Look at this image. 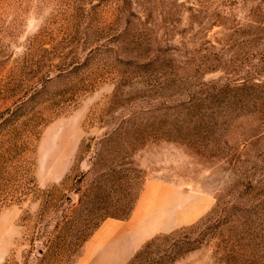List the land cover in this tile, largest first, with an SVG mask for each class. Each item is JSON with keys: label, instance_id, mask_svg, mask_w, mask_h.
<instances>
[{"label": "rangeland", "instance_id": "rangeland-1", "mask_svg": "<svg viewBox=\"0 0 264 264\" xmlns=\"http://www.w3.org/2000/svg\"><path fill=\"white\" fill-rule=\"evenodd\" d=\"M246 79L264 85V0H0V128L32 108L22 174L49 191L1 208L0 264H57L41 259L69 218L124 219L149 179L214 199L173 230L231 190L259 206L245 242L241 225L206 242L218 212L174 259L161 241L128 264H264V105L237 102Z\"/></svg>", "mask_w": 264, "mask_h": 264}, {"label": "trees", "instance_id": "trees-1", "mask_svg": "<svg viewBox=\"0 0 264 264\" xmlns=\"http://www.w3.org/2000/svg\"><path fill=\"white\" fill-rule=\"evenodd\" d=\"M229 86L230 84H227L225 88ZM233 89H235V93L241 96L236 97L237 102L243 101V98L245 97H249L251 100L248 103L250 109L252 107V109L254 108L257 110V108L260 109L263 107L264 85L255 84L251 80L246 79L244 81H240L239 84L234 83ZM31 111L32 108H23L22 111L16 113L12 122L7 124L2 129L0 128V210L9 201H12V199L21 198L18 196H27L33 193L38 197L40 194H43L44 196L49 192L48 190L41 189L37 185L33 175L32 178H29L28 175L25 176L22 174L25 171V150H28L31 146H28V142L24 140V129L20 128L21 126H24V121H22L21 124H19V122L20 120L26 118L31 113ZM262 114L264 115V111H262ZM208 118L210 119L211 117L208 116ZM203 121L207 123L210 122V120H204V118ZM261 125L264 126V122ZM118 130L119 129H115L113 132H107L101 141L106 139L112 140V137L118 132ZM32 132L36 134V136H39L38 128L37 130H32ZM260 134V132L256 133L255 137H258ZM249 139H245L244 141L247 142ZM22 179H25L26 181L23 183ZM226 194L227 197H229V200L219 198L216 207L208 216L189 227H181L169 233H159L155 235L142 245V247L134 255L133 259L138 258L144 252L150 251L154 244L161 241H167V249H164L163 252L167 254L168 260L169 256L171 259H174L173 257L179 254V250L175 248L180 244V248L184 246V243H186L187 240H190V234H199V237L203 233L201 225L206 222L214 221L218 212H222L220 218L222 216L224 217L221 219V221H219L220 223L217 226L213 227L212 234L206 238V242H210L211 237H214L217 233V229L219 230L220 228L221 231L236 225H241V227H243V229L240 231L239 237L241 243L245 242V228L248 221L250 220L249 212H251L254 208H257L259 204H256V206L253 208L246 206V202H243L241 198V196H244L245 194L240 191L237 192L235 190H231ZM238 212H245L243 218L237 216ZM131 213L132 211L130 212L129 216L125 217L124 219L129 218ZM105 219V217L101 216H81L80 218H75V220L74 218H69V220L66 222V225L60 229L59 233L64 236L63 244L59 243V236L57 237V241L54 242V240H52L48 246L47 253L42 256L44 258L41 260H44L50 253H57V264H73L75 262L74 259L79 254V250L84 246L85 242L91 237V235ZM192 241H197V245L192 247L194 249L199 248L202 244V240L198 241V238L193 239ZM183 249L184 248L180 250ZM40 250H42V252H40ZM39 252L42 254L43 249H39Z\"/></svg>", "mask_w": 264, "mask_h": 264}, {"label": "crops", "instance_id": "crops-1", "mask_svg": "<svg viewBox=\"0 0 264 264\" xmlns=\"http://www.w3.org/2000/svg\"><path fill=\"white\" fill-rule=\"evenodd\" d=\"M213 202L210 194L149 179L130 217L105 219L74 264H127L147 240L196 221Z\"/></svg>", "mask_w": 264, "mask_h": 264}, {"label": "water", "instance_id": "water-1", "mask_svg": "<svg viewBox=\"0 0 264 264\" xmlns=\"http://www.w3.org/2000/svg\"><path fill=\"white\" fill-rule=\"evenodd\" d=\"M40 252H42V250H40Z\"/></svg>", "mask_w": 264, "mask_h": 264}]
</instances>
